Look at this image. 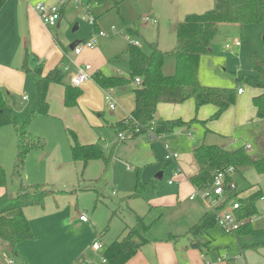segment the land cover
<instances>
[{
    "label": "rangeland",
    "instance_id": "1",
    "mask_svg": "<svg viewBox=\"0 0 264 264\" xmlns=\"http://www.w3.org/2000/svg\"><path fill=\"white\" fill-rule=\"evenodd\" d=\"M87 2L91 9V15L96 19L98 26L107 33L106 36L97 39L98 44L104 40L105 44L114 42L123 49L126 48L131 39L135 40L140 37V35H137L139 32L144 35L145 39L139 42L143 51L149 52V43L156 42V27L158 25L144 23L141 20L143 15L149 14L144 0L138 2L122 0L119 11L112 7V1L98 3L95 0H88ZM74 12L75 23L79 24V29L73 31L75 26L73 22L66 29L68 36H80V34L92 32L93 27L83 18L89 16L87 11L81 9L79 11L74 10ZM159 24L160 27L163 26L162 41H164V48L169 52L163 62L162 71L164 74H172L175 70V58L170 52L174 48V29L173 27L169 28L170 25L165 20L162 22L160 19ZM112 26L115 27L116 32L112 33V30H110ZM263 33L264 23L244 25L222 23L218 25L216 34L210 42V52L200 56L198 64L199 82L206 86L221 88L237 86L235 77L247 76L253 73L249 63L250 54L256 53L260 58H264V46L261 42ZM236 39L241 43L238 47L233 46ZM227 45L230 48H227ZM106 63L103 67L104 71L112 73L110 71L111 65H113L112 62L108 59ZM116 64L118 67L114 66L117 71L124 76H128L126 57L123 56ZM240 86L246 91L252 89L245 84H240ZM131 89L132 87L128 88L123 94H118L128 105L133 104ZM26 105L24 103L22 109L16 112L15 115L18 121L23 119ZM64 107L65 105L61 101L58 112L49 108L48 114L36 115L28 126L29 133L45 143L46 153L45 156H40L37 149L29 151L21 178L14 175L12 171L17 144V136L12 124L0 127V161L6 172L7 188L11 196L17 192L20 182L24 185L42 183L46 184L49 189L61 191L55 196H47L42 206L27 207L26 217L33 237L37 239V245L39 246L37 254L33 258L31 257V260H35V264H69L78 256V253L75 252L80 245L89 244L84 249V256L91 257L93 264H101L106 246L121 235L125 225L130 226L135 221L134 217L126 212V204L124 203L119 207L117 203L123 195L133 193L138 167L127 157L126 160L116 158V156H119L121 147H123L120 144L113 149L112 156L115 157H111L112 163L110 162L105 172H103L101 160L90 161L83 169H79L80 166L78 165L73 166L67 130H73L79 141V134L86 136L91 134L93 138L90 140L96 142L100 137L109 143L115 136L113 131L105 124V121L111 123L121 120L130 113L133 105L126 115L117 110L116 113L119 115L116 117V114L109 111L103 93V105L93 113L94 118L97 117V114L102 116L99 119L103 126L96 131L94 128L89 127L81 129V126L73 117L64 114ZM195 125L198 127V132L197 130H191L196 140L194 147L202 143L203 133L202 125L194 124L192 129H195ZM248 128L254 130L258 129V126L253 124L249 127H237L233 130V135H227L223 139L212 136L218 140L212 141L215 142L212 144L226 143L228 149H236L245 142H251L252 150L249 153L252 155L256 147H259V143L258 140L255 141L253 135L249 134ZM208 135L207 140L210 137ZM169 139L167 141L162 139L161 142H166L170 146V150H173L171 147L173 143L177 146L186 143L185 135L181 139ZM143 141L146 142V139H143ZM146 143H149V141ZM144 147H146L145 143L139 144L133 152V157L135 158L138 155L144 157L145 154L142 153ZM105 152L110 154V146L105 147ZM156 162L160 164L162 162L161 157L157 156ZM127 164L132 168L131 170L127 169ZM152 169L149 166L144 167L140 172V179L146 181L148 178L153 177L155 173ZM163 172V177L158 180V188L155 191L146 190L143 193L144 198L129 202L130 207L134 208L138 214H144L147 211L148 203L152 199H163L174 194L175 186H168L166 183L171 174L166 168ZM114 190L115 194H113ZM96 197H99V199L95 203ZM114 208L118 209L117 215L111 216V211ZM158 212L154 211L153 215L151 214L148 218H153ZM80 214L87 217L86 223L79 221ZM185 224L187 227L190 223L183 221L174 209L164 210L151 232L152 236L158 238V240L143 247L146 249L144 251L146 258L155 264H188V255L182 251V247L184 245L190 247V240L194 239H198L203 243L202 248L206 251L203 259L202 256L199 257L202 264H207V260L214 262L213 264H239L243 254L248 250L247 247L239 253L240 242L237 234L235 232H224L216 223L198 238L184 234ZM252 229V233L246 238L247 242L259 243V247L255 251L264 248V245H261L264 243V216L252 224ZM169 232L180 235L171 236L170 239L166 240ZM97 233L101 235L99 239L100 246L97 245ZM46 243L47 248L44 247ZM51 244H54V246L49 249ZM207 248H209V252H207ZM159 250L168 252L166 257L162 256L163 254ZM217 256L230 259L218 261ZM260 257L264 259V253H260ZM0 258L1 264H5L3 258ZM15 264L22 263L19 259H16Z\"/></svg>",
    "mask_w": 264,
    "mask_h": 264
},
{
    "label": "trees",
    "instance_id": "2",
    "mask_svg": "<svg viewBox=\"0 0 264 264\" xmlns=\"http://www.w3.org/2000/svg\"><path fill=\"white\" fill-rule=\"evenodd\" d=\"M6 1L0 0V9ZM95 1L98 3L112 1V7L117 11H119L122 2V0ZM221 23H237L239 25L264 23V0H214L213 6L205 11L185 14L175 26V45L170 52L175 58V70L172 74L163 73L162 65L169 52L159 49L156 42L149 43V52H145L139 45L129 42L125 51L128 77L107 76L101 72L92 74L95 82L104 89H111L131 82L135 84V78L140 79V83L135 84L133 88L134 108L128 116L111 126L118 141H129L146 134L153 136L171 134L183 126H189L195 122L205 125L207 122V120L197 119L196 116L189 120L181 118L155 120V112L160 103L178 104L192 99L196 109L203 105H213L215 111L209 120L218 119L225 110L235 103L238 88H242L240 84L261 90L260 93L252 97L251 102L256 109L257 125L264 129V58H260L256 53H251L249 63L253 73L235 77L237 86L233 88L206 86L198 80L200 56L210 52V42ZM261 42L264 46V33ZM117 58H120V55L115 57V59ZM66 63L65 57L60 65L46 74L37 75L28 67L26 58L23 60L21 70L32 80L33 91L21 121H18L15 115V112L19 110L17 98L0 87V127L12 124L15 129L17 144L12 171L19 178L22 177L28 152L32 149L42 150L45 147V143L41 139L29 133L28 126L36 115L48 114V87L51 83H63L65 76L63 67ZM63 84L65 87L64 105L66 107L76 105L81 94L80 89L70 84ZM67 134L70 140L72 162L76 166H80L79 169H83L90 161L101 160L103 172L107 170L111 154H106L98 142L82 144L78 141L73 130L68 129ZM119 134H122L123 137L119 138ZM262 141L264 142V136ZM249 152L243 146L229 150L216 144L202 143L192 150L198 170L189 180L195 188L204 189L211 183L218 171L224 170L228 166L235 168L252 166L257 173H264V152L255 158ZM235 174L236 171L229 177V180L235 183V188L228 190V196L231 198L240 194L237 199L239 208L236 210V216L243 223L235 233L237 237H241L250 235L253 231L250 220L257 213L256 202L261 197V191L255 190L242 196L243 191L250 185L245 183L243 178H234ZM155 183L156 180L152 179L143 182L140 179V169H137L133 193L120 197L117 203L119 207L125 203L126 212L131 214L135 221L130 226L125 225L121 235L106 246L101 264H126L142 246L158 240L152 236L151 232L165 209L148 205L144 214H138L129 205L130 201L143 198V193L146 190L155 189ZM0 189L2 190L0 194V257L7 263L12 261L15 264V260L19 259L22 264H25L26 259L19 253L18 245L23 241L33 239V233L24 209L28 206H42L47 196H55L61 191L49 189L46 184L42 183L24 185L20 182L17 192L11 196L7 192L6 172L1 163ZM98 199L99 197H96L95 203ZM117 210L114 208L111 211V216H116ZM154 211L160 212L149 219L148 217ZM215 222V213L212 210L207 211L190 225L184 234L198 237L206 233ZM168 235L166 240L180 234L169 232ZM100 236V234H96L98 240ZM190 246L199 248L200 244L194 239L190 241ZM225 259L229 260L230 258L225 257ZM69 264L91 263L83 255H80Z\"/></svg>",
    "mask_w": 264,
    "mask_h": 264
},
{
    "label": "crops",
    "instance_id": "3",
    "mask_svg": "<svg viewBox=\"0 0 264 264\" xmlns=\"http://www.w3.org/2000/svg\"><path fill=\"white\" fill-rule=\"evenodd\" d=\"M38 1H42L45 3H53L60 6L61 18L58 21L59 22L58 26L56 25L48 26L41 21V19L39 18L38 14L34 9V5ZM87 1L88 0H64V2L61 3V0H7L4 3V5L1 7L0 9V87L12 93L17 98L19 110L22 109L24 103L28 105L33 91L32 80L25 72L21 70V65L25 58L28 67L33 73L37 75H44L54 67L60 65L63 61V58H65L64 54L66 53L67 54L66 60L68 57L69 59L72 60V62H70L69 64V69L67 72H65V76L63 78V83L66 84H70V76L72 72L75 70L76 65H82V64L91 65L92 67L91 74H93L94 72H101L102 74L107 76L128 77V76H124L122 73H119L115 68V66L118 67L116 63H118V61H120L123 58V56H125L127 59L125 51L131 40L127 43L126 48L123 49L121 48V46H119L114 42L105 44L104 40H102L98 44V40H97L96 45L93 48L91 49L83 48L79 54L73 53L72 48L70 47L73 43L77 44L79 42H83L92 36V33L96 28L101 29L98 26L97 21L95 19V24L90 25L93 27L92 32H89L88 34H82V35L80 34V36L79 35L68 36L66 32L67 27L70 26L73 22L75 23L74 10L79 11L81 9L83 10L85 9L90 16H93L91 15L90 12L91 9L88 6ZM138 1L139 0H133V2H138ZM144 1L149 11V14L147 15H150L157 19L156 24H152L149 22L152 25H158L156 27L157 30L156 44L159 49L166 52L167 50L164 48V41H162L163 26L160 27L159 24L160 19L162 20V22L163 20H165L166 23L170 25L169 28L173 27L175 33L176 23L185 14L191 12L205 11L211 8L214 2V0H144ZM226 24H233V23H226ZM235 24L238 25L237 23ZM112 27L110 29L112 30V33L116 32L115 27L114 29H112ZM78 29H79V24L75 23L73 31ZM106 35L107 33L105 32L104 36ZM137 35H140V37L138 39H135V41L138 43L137 45H139L140 40H145V39H144V35H142L140 32L137 33ZM174 45H175V40H174ZM118 55H120V58L115 59V57H117ZM108 59H110V62H112L113 64L111 65L112 67L110 70L112 71V73L111 72L106 73L103 68L107 64L106 60ZM127 68H128V63H127ZM63 83L62 84L51 83L47 90V102L49 108L53 109V111L56 112L60 110V103L64 99L65 87ZM134 86L135 84L131 82L129 84H124L122 86L111 88L110 94L112 95L115 101V108L112 110L109 109V111L112 114H116L115 115L116 117H118L119 115L118 113H116L117 110H120L121 113H124L126 115L128 111H130L129 109H131L132 105L134 108V94H133ZM131 87H132L131 91L133 96V104L128 105V103H125L119 95L123 94L126 90H128V88ZM78 88L80 89L81 94L77 99V104L71 107L65 106L64 114H68L70 117H73L79 123L81 129H86L89 127V128H94L96 131L97 129L103 126L101 120L99 119L102 116L101 114H97L96 117L97 119H96L93 117V113L94 111L100 109L103 105L104 88L98 85L93 78L83 82ZM260 92L261 90L258 88H252L248 91L242 89V92L240 93L237 92L235 103L231 105L227 110H225L218 119L215 120H209V117L215 111V107L213 105H203L200 106L198 109H196L195 103L192 99H188L183 103H178V104L160 103L155 112V116H154L155 120H168L174 118L189 120L194 116H196L197 119L207 120V122L205 123V125L201 124L200 122H195L189 126H183L181 128H178L171 134H165L157 137L151 134H146V135H140L133 140L121 142L117 140V136L111 127L117 121L107 123L103 119L105 121V124L108 125V128H110L113 131L115 137H113V139L109 143L106 142L105 139L103 140L102 138L98 137L96 142H98L103 147L104 151H105V147L110 146L111 157H115L112 156L113 149L119 144L123 145V147H121L120 149L119 156H116V158L126 160L125 158L127 157L128 159H131L132 162L135 165H137V167L140 169V172L144 167L149 166L150 168H153L152 171L155 173V175L158 174L159 172L162 173L161 179L163 177L164 174L163 170L165 168L168 169V171L170 172L171 174L170 178H171L172 169L176 164L175 162L169 161L165 158V154L167 150L170 152L177 151L176 152L178 153L177 164L179 165L181 171L178 175L173 177L174 181L172 184H168V182H166L168 186H175L176 190L174 194L166 196L163 199H159V198L152 199L151 202L148 203V205L161 207L165 210H169L171 208L174 209L179 214L180 218L183 221L185 222L188 221L190 223L188 224L187 227L185 224V227L187 229L190 225L195 223L205 212L210 211V208L207 206V204L203 202L200 198L198 197H195L194 199L189 198V196L195 190V187L190 182L189 178L193 174H195L198 170V166L192 155V150L195 148L194 145L196 140H195V136L192 134L193 132L191 131V130L193 131L197 130L198 132V127H196L195 125V129H192V125L201 124L203 128V133L201 137L202 143L212 144L215 143L212 141H218L214 139L215 137L212 136H217L223 139L227 135L230 136L233 135V130L237 127H241V126L249 127V125L255 124L256 126H258V129L252 130L248 128L247 130L249 131L250 135H253V137H255V141L258 140L259 147H256V150L251 155L254 158L258 157L260 154L264 152V142L262 141L264 136L263 135L264 129L263 128L261 129L260 126L257 125L258 119L256 117V109L252 105L251 99L253 96H255ZM23 96H27L28 100H23L22 99ZM79 135H80V141L79 140L78 141L80 143L82 144L95 143L94 140H90L93 138V135L91 134H89L90 136H86L84 134H79ZM183 135H185V142H186L185 145L177 146L173 143L171 144L173 150H170V146L167 145L166 142H161L162 139L165 141H167V139L169 138H173L174 140L181 139ZM207 135L210 136L208 140H207ZM211 138L213 139L211 140ZM143 139H146V142L149 141V143L144 142ZM88 141H92V142H88ZM169 141H171V139H169ZM205 141H209V142H205ZM142 143H145L146 146L144 147L145 149H143L142 151V153L145 154V156L141 157L140 155H138L137 157L134 158L133 152H135V148ZM245 143L250 144L252 150L251 142L250 143L245 142ZM219 145L221 147L228 149L226 143L224 144L222 143ZM69 146H70V141H69ZM38 152L40 156H45L46 153L45 147L42 150H39ZM157 156L161 157L162 159V162L160 164H157L156 162ZM111 161L112 160L110 159V162ZM0 163L2 162L0 161ZM72 164L73 166H76L73 162ZM127 166H128L127 167L128 170L132 169L128 164ZM155 175L151 178H148V180H146V181H149L151 179L156 180L155 183L156 188L153 189L152 191H155L158 188V179L155 178ZM237 177L243 178L244 182L250 185L249 188L243 191L242 196L247 195L248 193L255 190L261 191V198H259L256 202L257 213L254 216H252L250 220L251 224L256 223L262 218V216H264V173H257L252 166H241L236 168V174L234 178ZM142 181L146 182L144 180ZM1 192L2 190L0 189V194ZM7 192H8V188H7ZM113 194H115V190L113 191ZM26 210L27 207L24 209L25 216H26ZM79 221L82 223L87 222V221H82L80 219ZM50 235L52 236L53 234ZM248 236L249 235L238 237L240 242L239 253L243 252L245 248L248 247V250L246 251L245 254H243L242 260H240L239 264H264V259L260 257V253H264V248L261 249L259 248V250L255 251V249L259 247L258 246L259 243L255 244V243L247 242L246 238ZM196 240L200 244L199 248H193L187 245H184L182 247V251H184V253L188 255L187 258L188 264H202L199 257L202 256L203 259L205 257L204 255H206L205 249L202 248L203 243H201L198 239ZM37 244H38L37 239L33 237V239L23 241L18 245L19 253L26 259L25 264H35V260L32 261L31 259L35 254H37L36 252L38 251V247H39ZM87 245L89 244L80 245L78 250L75 252L78 253L77 257H79L80 255L84 256V249L88 247ZM261 245L263 246L264 243H262ZM53 246L54 244H51L49 249L52 248ZM144 246H142L141 249L138 251V253L126 264H155L152 261L148 260L144 255V251L146 250L143 248ZM44 247L47 248V243L45 244ZM207 252H209V248H207ZM161 253L163 254L162 256L165 257L168 254V252L166 251H161ZM77 257L75 259H77ZM84 257L87 260H89L91 264H93L91 257L89 256H84ZM218 257L221 258L218 261L226 260L225 258L222 259V257L220 256H217V259ZM4 263L10 264L9 262L7 263L5 261ZM213 263L214 262L207 260V264H213Z\"/></svg>",
    "mask_w": 264,
    "mask_h": 264
},
{
    "label": "built area",
    "instance_id": "4",
    "mask_svg": "<svg viewBox=\"0 0 264 264\" xmlns=\"http://www.w3.org/2000/svg\"><path fill=\"white\" fill-rule=\"evenodd\" d=\"M64 0H61V3H63ZM34 9L36 13L38 14L41 21L48 26H55L57 22L61 18V12H60V6L53 3H45L42 1H38L34 5ZM84 19L87 20L89 25L95 24V18L93 16H84ZM141 20L145 23H152L156 24L157 19L155 17L149 16V15H143L141 17ZM114 29V27H112ZM105 35V31L102 29L94 30L92 33V36L83 41L79 42L74 45L72 48L73 53L79 54L83 48H93L96 45L97 39L101 36ZM132 43L138 44L135 40L131 39ZM233 46L238 47L240 46V41L235 40L233 43ZM227 48H230V46H226ZM65 57H67V54H64ZM67 63L64 65L63 69L65 72L69 69V64L72 62L69 57L67 58ZM92 67L90 64H82V65H76L75 70L72 72L70 76V84L72 86L79 87L83 82L89 80L92 78ZM135 84L140 83L139 78H135L134 80ZM111 89H104V100L107 103V107L109 109L115 108V101L110 94ZM242 92V88H238V93ZM23 100H28L27 96H23ZM155 136V135H154ZM122 134H119V138H122ZM157 137V136H156ZM245 150L249 151L251 150V145L244 143L242 145ZM165 158L169 161H173L176 164L174 165L172 169V177L168 179V184L173 183V177L178 175L181 171L179 165L177 164L178 159V153L176 152H170L167 150L165 154ZM128 167V166H127ZM236 171V168L234 166H228L224 170L218 171L211 183L204 189H198L195 188V190L192 192V194L189 196L190 199H194L195 197L200 198L203 202L207 204V206L215 213L216 223L218 226L224 231V232H236L239 227L242 225V221L238 219L236 216V210L239 208V202L237 195L236 197L229 198V189L235 188V183L233 181L229 180V177H231ZM261 198V197H260ZM226 199V202L224 203ZM79 219L82 221H87V217L84 214L79 215ZM97 245L100 246V242L97 239ZM225 257H222L224 259ZM221 258H218L220 260ZM88 262H90L88 260ZM10 264H12V261H9Z\"/></svg>",
    "mask_w": 264,
    "mask_h": 264
},
{
    "label": "water",
    "instance_id": "5",
    "mask_svg": "<svg viewBox=\"0 0 264 264\" xmlns=\"http://www.w3.org/2000/svg\"><path fill=\"white\" fill-rule=\"evenodd\" d=\"M58 24H59V22H57L56 26H58ZM74 45H75V44L73 43L70 47L73 48ZM161 176H162V173L159 172L158 174L155 175V178L158 179V180H160V179H161Z\"/></svg>",
    "mask_w": 264,
    "mask_h": 264
}]
</instances>
